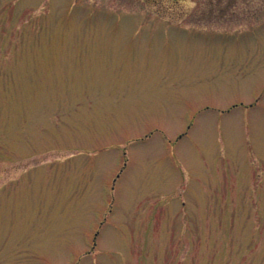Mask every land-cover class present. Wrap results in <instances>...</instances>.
<instances>
[{"label":"rangeland","instance_id":"rangeland-1","mask_svg":"<svg viewBox=\"0 0 264 264\" xmlns=\"http://www.w3.org/2000/svg\"><path fill=\"white\" fill-rule=\"evenodd\" d=\"M222 2L0 0V264H264V0Z\"/></svg>","mask_w":264,"mask_h":264},{"label":"flooded vegetation","instance_id":"flooded-vegetation-1","mask_svg":"<svg viewBox=\"0 0 264 264\" xmlns=\"http://www.w3.org/2000/svg\"><path fill=\"white\" fill-rule=\"evenodd\" d=\"M155 1H158V0H155ZM166 1L176 3L180 0H166ZM204 1H205V8L203 9V11L213 12L215 10V7L210 6L212 5L213 0H204ZM221 1L222 0H217V3H221ZM237 2H240V0H223L222 6L217 5L218 7L216 9H217L218 14L225 16L226 13L229 12V15L233 14V17L238 18L239 15L241 14L242 8L240 5H236ZM250 14L254 15V13H250Z\"/></svg>","mask_w":264,"mask_h":264}]
</instances>
